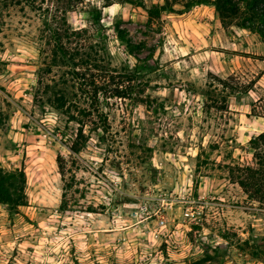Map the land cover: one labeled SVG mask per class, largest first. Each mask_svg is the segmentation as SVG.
<instances>
[{"label": "rangeland", "instance_id": "obj_1", "mask_svg": "<svg viewBox=\"0 0 264 264\" xmlns=\"http://www.w3.org/2000/svg\"><path fill=\"white\" fill-rule=\"evenodd\" d=\"M19 1L0 0V167L24 170L28 201L16 212L0 203V264H264L237 249L264 234V204L227 168L252 163L248 141L264 131V40L222 26L211 5L147 24L129 3L84 0L70 24L89 26L100 8L101 26L90 31L103 37L112 66L152 70L138 79L149 100L109 98L107 132L71 153L78 124L47 104L44 86L64 68L47 71L42 16ZM213 75L243 87L224 110L203 108Z\"/></svg>", "mask_w": 264, "mask_h": 264}, {"label": "trees", "instance_id": "obj_2", "mask_svg": "<svg viewBox=\"0 0 264 264\" xmlns=\"http://www.w3.org/2000/svg\"><path fill=\"white\" fill-rule=\"evenodd\" d=\"M19 2L17 0V3ZM23 2L42 16V33L46 44L51 45L47 55L48 61L44 62L47 71L50 72L51 66L64 68L58 79H52L51 83L44 85L45 93L50 92L46 102L65 114L69 121L78 124L68 149L71 153H79L91 134L100 137L107 132V115L103 114L102 105L107 104L109 98L117 97L136 102L149 100V95H144L143 86H147L146 83H142L141 86L138 79L143 77V70L151 71L152 66L144 62L143 65L138 63L131 68L113 67L103 37L99 35L98 39H95V35L90 31L92 24L101 26L102 10L94 7L87 19L89 26L76 28L68 21V13L82 6L84 0H23ZM115 3H129L142 9L147 24H151L164 13L182 14L195 6L211 5L222 26L234 25L255 33L264 40V0H150L148 3L147 0H104L103 6ZM116 31L120 40L125 42L127 52L137 61H141L137 51L139 46L127 39L119 25L116 26ZM149 56L152 54L149 53ZM241 86L230 82L228 78L213 75L204 92L203 108L224 110L228 105L227 97L236 94L243 88ZM86 122L91 123L88 133L84 129ZM248 143L252 150V163L235 162L228 164L227 168L230 179L242 188L248 198L263 205L264 131L251 137ZM56 163L58 172L64 179L66 159L60 153L56 156ZM71 187L72 179L69 182L65 181L62 210L67 209L66 190ZM25 188L26 174L22 168L5 170L0 167V203L6 205L9 211L16 212L20 206L27 205ZM237 249L264 261V234L240 241L237 243Z\"/></svg>", "mask_w": 264, "mask_h": 264}]
</instances>
